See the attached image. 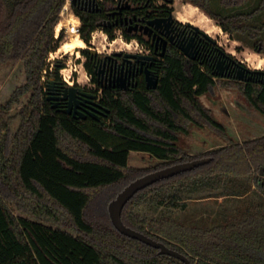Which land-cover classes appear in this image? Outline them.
Here are the masks:
<instances>
[{
    "label": "trees",
    "instance_id": "obj_1",
    "mask_svg": "<svg viewBox=\"0 0 264 264\" xmlns=\"http://www.w3.org/2000/svg\"><path fill=\"white\" fill-rule=\"evenodd\" d=\"M66 2L0 0V63H22L26 75L25 84L0 106V264H185L119 232L108 206L135 179L203 156L212 160L138 192L124 207L123 222L192 264H264V136L234 143L201 101L217 88L232 89L264 116V71L249 81L218 76L217 58L226 52L209 37L208 56L202 51L191 61L172 48L158 66L156 89L144 84L133 91L106 89L107 121L79 122L57 113L45 98L50 77L62 81L63 62L57 61L42 80L50 53L65 35L62 31L57 38L55 30ZM183 2L199 8L232 40L264 54V0ZM117 4L102 0L101 11L73 5L81 39L91 45L98 23ZM147 8L153 9L152 1ZM102 30L115 39L114 28ZM86 70L94 74L90 64ZM30 93L29 102L16 110L14 105ZM192 125L209 128L229 145L203 156L186 153L180 141ZM131 152L148 153L160 162L151 169L133 168ZM220 175L253 180L241 195L225 198L244 202L252 189L258 197L244 204V211L233 210L225 224L190 227L165 212L150 217L139 211L150 199L167 211L185 210L194 200L186 198L189 188Z\"/></svg>",
    "mask_w": 264,
    "mask_h": 264
},
{
    "label": "rangeland",
    "instance_id": "obj_2",
    "mask_svg": "<svg viewBox=\"0 0 264 264\" xmlns=\"http://www.w3.org/2000/svg\"><path fill=\"white\" fill-rule=\"evenodd\" d=\"M186 5L191 4L184 3L183 0H175V14L181 20H189L193 25L197 26L212 38L227 54L234 56L236 60L246 68L264 71V62L259 60L261 57H264V54L255 52L252 48L247 47L240 41L232 40L229 34L223 32L222 29L221 33L215 32L209 34L206 28L197 24L187 15L184 10ZM212 24L216 25V22L212 20ZM57 27L58 26H56L55 30L56 34L59 30V27ZM64 34V38L60 42L59 47L50 53L47 59V71H52L54 65L60 60L65 66L64 74L66 77L72 82L75 81L77 83L79 81V83L83 85L89 83L92 77L84 68L83 62L85 56L82 50L90 46L96 48L97 51L101 50L104 52L126 48L125 40L123 41L121 32L117 31V33H115L116 37L114 40H116V42L113 43L114 40H111L100 27L94 32L91 45L87 44L82 39L85 42V47H79L65 52L60 50L62 45L76 36L66 33L65 29ZM135 47L136 45L132 46L131 50H135ZM240 47H242L243 50L239 51ZM60 76L63 79L61 70ZM69 76H72V78L70 79ZM25 82L26 75L22 63L16 65L11 63H0V106L5 104L10 99L13 92L19 86L24 85ZM30 97L31 93L23 96L21 98V103L15 104L14 108L18 110L26 105ZM201 101L212 110L215 118L224 124L234 143L242 144L246 141L264 136V116L258 111L250 108L236 90L217 88L214 94L203 95ZM17 123L18 122H15V125H17ZM180 145L185 152L190 155L203 156L207 152L229 145V142L209 128H199L192 125L190 133L182 135ZM206 157L210 156H203L200 158ZM159 162L158 159L153 158L148 153L131 152L129 165L133 168L146 170L156 167ZM220 176H217V178L213 177V180L212 178L204 179V182L201 184L198 183L195 188L191 186L189 192L186 194V198L191 197L194 200L189 203L188 208L185 210L167 211L166 209L156 206L154 199H150L140 206L139 211L150 217L161 216L164 215L163 212H165L166 216H173L181 223L190 227L209 228L225 224L229 221L226 219L232 217H229V215H234L233 210L240 209L244 211L246 208L244 204L250 205L252 200L255 201L258 197L257 191L252 189L248 197L244 199V202H239L241 199H236V201H234L233 197L232 200L230 199L231 197H229V199L225 198L224 195L226 194L241 195L240 193H243L248 186L252 184L253 180L252 178L235 177L234 179V177L230 176Z\"/></svg>",
    "mask_w": 264,
    "mask_h": 264
},
{
    "label": "flooded vegetation",
    "instance_id": "obj_3",
    "mask_svg": "<svg viewBox=\"0 0 264 264\" xmlns=\"http://www.w3.org/2000/svg\"><path fill=\"white\" fill-rule=\"evenodd\" d=\"M94 1L96 5H91ZM101 1L76 0V4L72 3V6L101 11L99 5ZM151 1L153 9L147 8ZM117 2L115 9L108 11L106 17L98 24H104L101 28H114L115 33L119 31L122 36L123 34L131 36L129 39L123 36L126 48L107 52L97 51L91 46L84 49L87 50V53H84V68L86 69V64H90L94 70L92 79L87 84L62 78V81L58 82L50 77L45 98L57 113L79 122L96 120L105 123L110 113L104 104L106 89L133 91L142 84L148 88V76L159 80L158 66L172 48L179 50L191 61L199 59L202 51L208 56L206 43L209 37L189 20H181L175 14V0H145L143 3L117 0ZM151 22L153 24L150 25ZM115 42L116 40L113 43ZM135 45V50H131ZM185 48L195 54L194 59L186 56L183 52ZM223 60L225 64H230L229 70H237L235 60L220 51L217 65Z\"/></svg>",
    "mask_w": 264,
    "mask_h": 264
},
{
    "label": "water",
    "instance_id": "obj_4",
    "mask_svg": "<svg viewBox=\"0 0 264 264\" xmlns=\"http://www.w3.org/2000/svg\"><path fill=\"white\" fill-rule=\"evenodd\" d=\"M172 1V0H171ZM73 4H76V0L71 1ZM91 5H96V1L92 2ZM153 24V22L150 23V25ZM99 27H103L104 24L100 23L98 24ZM204 33V32H203ZM206 36H208L206 33H204ZM209 37V36H208ZM166 43V42H165ZM188 49V48H187ZM186 48L183 49V52L188 56L189 58L194 59L195 54L190 53ZM198 51H196L197 53ZM231 58V57H230ZM236 62V61H235ZM223 63V65H222ZM237 63V62H236ZM237 70H229L230 64H225V61L220 62L217 65L216 68V74L220 77H227V76H233L239 81H249L253 79V75L258 72H263L261 70H251L243 66L242 64L237 63ZM147 86L148 88L156 89L158 86L159 80L148 76L147 78ZM125 88L124 86H122ZM72 90V88H71ZM109 111V110H108ZM212 160V157H206V158H200L193 161L188 162H182V163H176L161 169H158L156 171L147 173L134 181H132L129 185H127L118 195L115 199H113L108 206L109 215L111 218V221L113 225L116 227V229L121 232L122 234L137 239L139 241H142L156 249H159V253L162 255H169L174 258H177L184 262L185 264H192L191 261L187 256L182 254L181 252L172 249L165 245L163 242L157 241L148 235L139 232L129 226H127L123 220H122V212L126 204L141 190H144L145 188L161 181L164 179H169L174 176L180 175L182 173H186L189 171H192L200 166H203L207 163H209Z\"/></svg>",
    "mask_w": 264,
    "mask_h": 264
},
{
    "label": "bare ground",
    "instance_id": "obj_5",
    "mask_svg": "<svg viewBox=\"0 0 264 264\" xmlns=\"http://www.w3.org/2000/svg\"><path fill=\"white\" fill-rule=\"evenodd\" d=\"M187 15L190 16L197 24L203 26L207 29L209 34H213L215 32L221 33V28L215 24H212V19L209 18L205 13H203L199 8L193 5H186L184 7ZM85 47V42L78 36L73 37L71 40L65 42L60 48L61 51L69 52L75 48ZM259 60L264 62V57H261Z\"/></svg>",
    "mask_w": 264,
    "mask_h": 264
},
{
    "label": "built area",
    "instance_id": "obj_6",
    "mask_svg": "<svg viewBox=\"0 0 264 264\" xmlns=\"http://www.w3.org/2000/svg\"><path fill=\"white\" fill-rule=\"evenodd\" d=\"M71 1L72 0H67L65 6L63 7V9L60 13V21L57 25L59 27V30L56 34L57 38L59 37L61 32L64 31V29H65L66 33H68L70 35H75V36L81 37V26H82L81 20L74 13L73 9L71 8V3H72ZM64 70H65V67L61 69V73L63 75V79L67 81L68 78L64 74ZM69 78L71 79L72 76H69ZM42 80H43V82H45L47 80V70L44 71Z\"/></svg>",
    "mask_w": 264,
    "mask_h": 264
},
{
    "label": "crops",
    "instance_id": "obj_7",
    "mask_svg": "<svg viewBox=\"0 0 264 264\" xmlns=\"http://www.w3.org/2000/svg\"><path fill=\"white\" fill-rule=\"evenodd\" d=\"M201 98H202V96H201Z\"/></svg>",
    "mask_w": 264,
    "mask_h": 264
}]
</instances>
